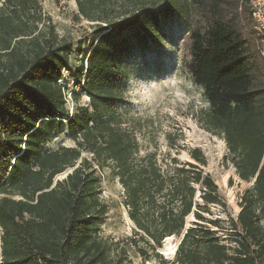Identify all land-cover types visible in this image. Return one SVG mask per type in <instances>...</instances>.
<instances>
[{
    "label": "trees",
    "instance_id": "trees-1",
    "mask_svg": "<svg viewBox=\"0 0 264 264\" xmlns=\"http://www.w3.org/2000/svg\"><path fill=\"white\" fill-rule=\"evenodd\" d=\"M250 1L77 0L95 35L84 69L70 64L71 42L44 26L39 0H0V264H127L125 248L98 234L107 208L96 168L120 185L143 259L264 264V59ZM173 16L187 28L183 67L203 90V126L222 137L239 179L252 183L241 197L233 247L203 225L202 214L221 204L203 153L188 150L191 162H183L142 152L116 112L128 57ZM65 72L88 98L71 113ZM62 135L73 145L46 148ZM167 142L172 149L170 136ZM169 237L179 241L168 261L157 250Z\"/></svg>",
    "mask_w": 264,
    "mask_h": 264
},
{
    "label": "rangeland",
    "instance_id": "rangeland-1",
    "mask_svg": "<svg viewBox=\"0 0 264 264\" xmlns=\"http://www.w3.org/2000/svg\"><path fill=\"white\" fill-rule=\"evenodd\" d=\"M77 0H39L44 26H52L59 38L72 44L70 64L74 67L84 66L90 45L95 41L92 24L79 18ZM187 28L177 16L161 22L155 40L143 48L135 50L125 64L123 85L125 92L116 106V112L125 120V127L133 128L141 150H157L163 155L169 152L172 157L183 162H191L187 151L199 149L205 159L203 171L209 174L218 188L221 197L220 205H210L203 225L210 229L227 247H233L235 238L234 223L240 211L241 197L249 190L252 183L244 182L236 175L228 159V150L218 134L208 132L203 126V114L208 105L203 90L194 85L183 67L187 52L183 38ZM68 74L62 80L66 88V107L71 112L87 106L88 98L79 92L82 85L74 86L67 82ZM72 94L77 95L76 100ZM167 136H170L174 147L169 149ZM66 135H62L46 146L57 149L59 146H72ZM100 199L107 211L99 226V236L111 243H118L125 248L127 264H159V259L149 255L143 259L137 253V247L145 248L132 236L133 225L122 206L123 191L109 170L99 171ZM66 173L57 176L64 178ZM197 202L199 200L197 199ZM194 218H187V226ZM214 222L215 224H209ZM264 229V214L261 221ZM179 239L172 237L163 241L157 253L164 260H172Z\"/></svg>",
    "mask_w": 264,
    "mask_h": 264
},
{
    "label": "built area",
    "instance_id": "built-area-1",
    "mask_svg": "<svg viewBox=\"0 0 264 264\" xmlns=\"http://www.w3.org/2000/svg\"><path fill=\"white\" fill-rule=\"evenodd\" d=\"M250 8L253 30L255 35L258 37L259 50L264 59V0H251Z\"/></svg>",
    "mask_w": 264,
    "mask_h": 264
},
{
    "label": "bare ground",
    "instance_id": "bare-ground-1",
    "mask_svg": "<svg viewBox=\"0 0 264 264\" xmlns=\"http://www.w3.org/2000/svg\"><path fill=\"white\" fill-rule=\"evenodd\" d=\"M170 239H172V237L166 238L164 241H169Z\"/></svg>",
    "mask_w": 264,
    "mask_h": 264
},
{
    "label": "water",
    "instance_id": "water-1",
    "mask_svg": "<svg viewBox=\"0 0 264 264\" xmlns=\"http://www.w3.org/2000/svg\"><path fill=\"white\" fill-rule=\"evenodd\" d=\"M253 182H254V180H253Z\"/></svg>",
    "mask_w": 264,
    "mask_h": 264
}]
</instances>
